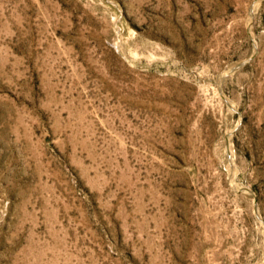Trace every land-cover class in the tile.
Listing matches in <instances>:
<instances>
[{
    "label": "rangeland",
    "instance_id": "obj_1",
    "mask_svg": "<svg viewBox=\"0 0 264 264\" xmlns=\"http://www.w3.org/2000/svg\"><path fill=\"white\" fill-rule=\"evenodd\" d=\"M0 264H264V0H0Z\"/></svg>",
    "mask_w": 264,
    "mask_h": 264
}]
</instances>
